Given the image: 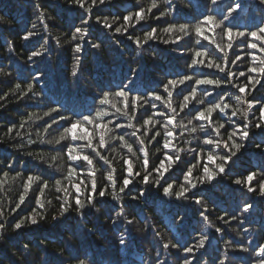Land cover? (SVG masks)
<instances>
[{"label": "trees", "instance_id": "trees-1", "mask_svg": "<svg viewBox=\"0 0 264 264\" xmlns=\"http://www.w3.org/2000/svg\"><path fill=\"white\" fill-rule=\"evenodd\" d=\"M91 0H88L90 4ZM179 11L175 13L177 23L191 21L195 25L196 17L204 14H211L215 17L222 18V14L227 12L229 6L240 4L241 8L230 17V27L233 31L240 30L247 32L256 25L264 23V4L260 0H221L218 5H210L208 0H174ZM148 0H108L103 5L98 4L92 8L89 15L75 5L70 6L68 0H0V68H3L4 74H0V95L9 92L12 86L23 78L31 79L29 73L33 76L42 74L41 78L33 81L35 91L38 95L32 99H17L14 95L9 94L4 100L0 101V167L9 161H15L13 173L21 172L22 177H16L14 174L7 177L0 176V212L4 213V219L9 223H14L17 219L27 215L33 208L37 207L36 195L39 189L36 188V181H33L35 191H30L25 203L21 205L16 212L9 214V210L15 207L19 195L23 192V180L27 178L30 172H42L45 177L51 176V170L47 169L46 164L39 161L43 158L51 163V156L56 155L55 162L56 177L59 178L67 171V156L63 153L49 152L51 147L46 143L47 140H55L59 137V132L52 129L48 133L44 132L43 125L45 121L51 123V117H44L37 120V116H42L47 110L46 105L65 109L72 108L79 111H91L95 114L101 106L96 102V97L101 88H115L120 81L130 73V69L141 66L137 85L140 90L159 89L161 82L166 83L167 78H173L176 74H183L187 71V63L194 57L196 51H210L219 56L216 51V44L224 47L228 43L221 29L213 30L209 27L206 35L214 43L209 44L208 40H202L201 45L195 43L197 37L194 35L185 37L176 44H163L158 41H149L145 46L146 51L142 56L137 55L135 45L124 36L113 37L112 30L102 29L95 23L96 17H108V22L112 23L114 17H120L114 26L123 24L122 16L134 11L136 7H146ZM160 10L163 11L167 5V0H159ZM37 5L43 9L44 17L38 19L39 12ZM158 14V13H157ZM89 16V25H83L82 19ZM44 19V23H41ZM172 15L162 18L160 21L150 20L148 24L153 27L157 25L160 28L165 26L164 21H171ZM132 23H135L133 20ZM35 24V28L33 25ZM148 24H137L135 28H129V33L139 36L143 39V30L148 28ZM75 27H86L89 30V37L92 43L102 42L101 49L97 51L91 48L90 44L85 41L77 40L83 46L80 53L73 51V42L68 38ZM37 33L36 36L30 37L25 41L22 36L28 32ZM182 35L178 30L171 35L160 33L164 39H174L175 36ZM87 39V38H86ZM59 40V42H58ZM119 40L120 47L116 46L115 41ZM233 41L236 37L233 36ZM11 44V49L9 48ZM259 43V42H257ZM38 50L43 53L41 57L34 58V61H28V55L31 51ZM232 56L230 50L225 48ZM236 53L243 57V62L238 61L237 65H229L232 71L247 69L254 60L259 62V58L264 56L256 49H247L246 47L236 48ZM203 59V57H201ZM79 60L78 76L72 75L73 68ZM198 70V75H199ZM203 72L213 70L202 69ZM219 76V73H214ZM249 75H258L251 74ZM244 78L239 77L237 83ZM184 87V86H181ZM255 98L264 100V88L257 85ZM227 90V89H226ZM13 91H15L13 89ZM180 91V89H176ZM219 91V89H217ZM231 92H236L231 89ZM165 97L167 94H164ZM240 96V93H236ZM214 98V97H213ZM197 99H203L198 92ZM211 99V98H210ZM182 97L172 98V103L179 111V103ZM119 98L110 97V103L117 104V107L124 111V105L119 102ZM233 104L236 103L233 97ZM161 110L168 112L160 101L155 102ZM109 113L106 120L110 119L113 123H131L135 127L142 126V120L137 123V119L131 114L125 116L117 112L116 108L103 106ZM148 107V106H145ZM199 107V105H197ZM246 105L241 106L243 109ZM149 113L154 111L148 108ZM144 109L137 112V117L141 116ZM33 114L32 120H28L24 127L19 125L27 120L29 114ZM65 115H71V112L64 111ZM57 114L53 113L52 117ZM240 115V113H238ZM190 117L184 116L182 123H187ZM162 121L163 117H156ZM179 120L180 118L177 117ZM193 124L199 126L201 122L193 121ZM16 125L12 136H9L7 129L9 126ZM56 126L53 125V128ZM76 129L75 134L81 136L84 132L91 131V126L85 124ZM133 128L115 129V132L125 133V138L131 143L135 137L131 136ZM170 128L173 126H169ZM189 127H192L190 125ZM112 128V124H109ZM163 133L164 129H160ZM177 132L181 129L177 128ZM253 131H257L253 129ZM16 132L20 136L15 135ZM50 133V134H49ZM138 136L144 137L141 133ZM204 133L198 132L192 134L188 131L174 141L177 147L182 149H191L196 146L198 138H202ZM109 143H112L109 137H106ZM163 139V137H160ZM264 137L255 136L248 143L247 149L242 150L239 160L232 165V171L228 175L219 179V182L210 191L204 193L207 199L204 206L207 207L209 220L205 222L200 216L203 207L196 205L194 199L180 200L169 199L164 197L155 189L147 188L145 185L134 182L129 187L133 188L130 195L118 193V188L113 190L109 188L106 196L107 203L98 204V211L95 209L88 210L89 214L85 220L76 215L75 211L62 219V222L52 220L53 215L58 214V202L55 197V185L49 183V188L45 189L41 196V203L44 204L43 211L46 216L45 220H39L38 225H28L27 223L19 231H13L10 227L0 232V264H42L43 261L49 264H60L61 261H68V264H74L68 259V253L73 256L80 255L82 259L91 264H154L159 259L167 261V264H181L180 258L184 255L182 247L186 244L195 243L202 235L207 236L206 250L201 249L197 252V259L194 264H219L220 260L224 264H252L254 254L251 249L256 248L258 244H264V199L257 195L248 194L244 188L233 183L236 178H241L236 174L247 170L258 171L264 167V154L256 147ZM98 140V136H97ZM29 141H35L30 143ZM65 143L72 144L77 154L87 155L90 149L87 147V140L72 142L70 139ZM119 142H117L118 144ZM59 147V146H57ZM138 147V145H134ZM161 147V145H157ZM151 163H159L155 159L161 155L156 148L149 146ZM31 151L32 156L27 152ZM126 153V149L117 147L114 151H105L104 154L113 161L115 165V174H123V163L121 155ZM94 155V153H93ZM182 162L173 165L174 171L168 176L169 182L172 180L182 179V173L187 170L190 164H195L193 154L184 151L180 153ZM135 160V158H133ZM84 164L81 169L80 165ZM103 162L101 161L100 164ZM77 173L83 172L87 178L88 166L85 162L76 163ZM103 167H107L104 165ZM137 170L143 171V165L139 160H135L133 165ZM96 181L99 185H105L107 181L104 178L103 169L94 161L92 170H97ZM166 175H168L166 173ZM74 182H79L78 178H73ZM139 178H137L138 180ZM64 184L68 185L69 181L65 180ZM207 187V186H205ZM137 189H144L146 194L139 200H132L131 195H136ZM116 191L120 196L119 200L112 199V193ZM127 191V190H126ZM74 195V193H73ZM97 199H100L97 197ZM51 201V203H49ZM245 202L254 204L249 213L241 214L239 209ZM117 212H123L128 218L134 219L133 225L129 226L124 223L125 216H117ZM228 214V219L232 215L237 217L231 220L230 224L225 225L218 217ZM243 221V223H241ZM211 225V226H210ZM216 227L224 228L223 234L216 233ZM131 229L130 231L128 229ZM248 228L247 232L243 229ZM91 229V231H89ZM158 232L159 237L154 236ZM124 241L122 244L121 241ZM172 241L178 243L181 248L163 250L160 247L162 242ZM28 245L25 250L24 245ZM241 246L248 247V252L242 251ZM192 258L191 256L189 257Z\"/></svg>", "mask_w": 264, "mask_h": 264}, {"label": "snow or ice", "instance_id": "snow-or-ice-1", "mask_svg": "<svg viewBox=\"0 0 264 264\" xmlns=\"http://www.w3.org/2000/svg\"><path fill=\"white\" fill-rule=\"evenodd\" d=\"M106 2L108 0H91L89 4L88 0H68L70 6L75 5L89 15L93 7L98 4L103 5ZM220 2L221 0H208V3L213 6L218 5ZM260 3L264 4V0H260ZM36 7L39 12L38 19L44 17L43 9L39 5ZM240 8L241 5L238 3L229 6L227 12L222 14V18L219 19L211 14L196 17L195 25L191 21L176 22L175 13L179 11V8L174 3V0H167V5L163 11L160 10L159 0H148L146 7L138 6L134 11L123 15L122 20L124 23L119 26L114 25L121 19L120 17H114L113 22L109 23L108 17L101 18L97 16L95 23L102 29L112 30L113 37L127 34V39L135 45L138 56H142L143 52L146 51L145 46L148 45L149 41H158L165 45L176 44L186 36L191 38L193 33L197 37L195 41L197 45H201L202 40H208L209 44H212L214 41L210 40L206 35V30L209 27L213 30L221 29L228 39V43L224 47L216 44V51L220 53L219 56L207 50L203 52L196 51L194 57L187 63L189 71L183 74H176L173 78H167L166 83L161 82L158 87L162 90H140L136 83L141 70V66L138 64L137 67L130 69V73L115 88L110 87L107 90L101 88L100 93L96 97V102L101 107L97 109L95 114L91 109L87 112H77L72 108L65 109L64 105H61L59 109L46 105L47 110L43 112L42 116H37L36 119L42 120L44 117H51V123L45 121L42 127L45 133H48L49 129L59 132V137L54 141L51 139L46 141L51 146L48 151L63 153L64 156H67L69 161L66 165L67 171L57 178L55 172L57 156H51V163L41 158L39 162L47 165V169L51 170V176L45 177L42 172H30L27 178L23 180V192L19 195L18 202H16L14 208L9 210V214L16 212L25 203L27 194L30 191H35L36 188L39 189V193L36 195L37 207L33 208L27 215L17 219L14 223H9L4 219V213L0 212V232L8 227L13 231H19L22 230L26 223L28 225H38L39 220L46 219L43 211H38L37 209H44V204L40 202L41 196L45 189L49 188L50 180L54 183L55 192L57 193L55 199L58 202V214L52 216V220L56 222H62V219H67L72 211H75L82 221L85 220L89 214L86 209L98 211V204L107 203L105 198L108 195L109 188L113 190L118 188V193L127 196L132 193L133 188L129 186L133 185L134 187V182L143 184L147 188L155 189L169 199L177 201L194 199L196 205L203 207V211L199 214L207 222L209 220L208 215H206L208 209L204 206L207 196L204 193L210 191V188L214 187L219 182V179H222L232 171V165L239 160L242 150L247 149V145L253 137H264V100L255 98V91L258 90L257 85L264 88V56L259 58L258 63L254 60L246 71L239 68H237V71H232L229 67V65H237L238 61L243 62V57L236 53V48L243 49L246 47L247 49H256L260 53H264V23L256 25L253 29H248L247 32L237 30L234 33L233 28L229 26L231 23L230 17ZM169 15H172L173 19L171 21L165 20L163 28L158 25L153 27L148 24L150 20L160 21ZM0 19L3 18L0 17ZM133 20L135 23H132ZM141 22L148 24V28L143 30V39L139 36L134 37L132 33H129V28H135ZM41 23H44V19H41ZM89 23V16H85L82 19V24L89 25ZM33 28H35V24ZM177 30L182 35H177L174 39H164L160 36L161 32L171 35ZM36 35L37 33L28 31L22 36V39L27 41L30 37ZM233 36L236 37L238 42L233 41ZM68 39L73 42V51L75 53H80L83 50V46L80 43H76L77 40L85 41L97 51L101 49L102 42L92 43L89 37V30L86 27H75ZM115 43L117 47H120L119 40H116ZM9 48L11 49L10 43ZM225 48L231 51L235 59L229 56V52L225 51ZM42 55V52L33 50L28 55V61H34V58ZM79 64L80 62L77 60L76 66L72 71L74 77L78 76ZM205 68L213 71L203 72L202 69ZM198 70H200L199 75ZM214 73H219L220 75L216 76ZM249 73L258 75H249ZM0 74H4L3 68H0ZM41 75L33 76L29 73L31 79L23 78L15 83L9 89V92L0 95V101L4 100L9 94L20 100L25 98L32 99V97L38 95L33 81L40 79ZM239 77L244 79L237 83ZM178 88L180 91L177 92L176 89ZM231 89H235L236 92L229 94ZM198 92L203 99H197ZM237 92L241 95L237 96ZM165 93L167 94L166 97ZM174 93L176 96L182 97L179 103V111L172 103ZM112 96L119 98L118 103H123V112L117 107V104L110 103V97ZM233 97L236 100L235 104L231 102ZM156 101H160L164 108L169 111L165 112L158 108ZM243 105H246V107L242 109L241 106ZM103 106L116 108V111L121 112V115L127 116L131 114L137 119L138 124L142 120V126L135 127L131 123H113L110 119L106 120L105 117L109 113ZM141 108L144 109V112L137 117L136 114ZM148 108L154 111L149 113ZM65 110L71 112V115L63 114ZM53 113L57 115L52 117ZM184 116L190 117L186 124L181 122ZM32 117L33 114L30 113L27 120L23 121L19 127H24L28 120H32ZM156 117H163V120H157ZM177 117L180 119L178 120ZM193 121L201 122L199 129L193 124ZM85 124L91 126L92 130L77 136L75 134L76 129L81 127L83 132L82 126ZM109 124H112V128H109ZM53 125L56 127L53 128ZM170 125L173 127L170 128ZM190 125L192 127H189ZM16 127V125L8 127L7 133L9 136H12ZM133 127H135V130L131 132V136L136 139L131 143L125 138V133L115 132V129L123 130ZM161 128L164 129L163 133L160 131ZM177 128L181 129V131L177 132ZM253 129L257 131L254 132ZM198 130L204 135L202 138H198L195 147L185 150L177 147V144L174 143V141L184 135L185 131L196 134ZM137 133H141L144 139L138 136ZM15 135L19 137L20 133L16 132ZM106 137H109L112 143H109ZM160 137H163V139H160ZM69 139L72 142L87 140V147L91 150L90 153L74 156L72 153L75 148L72 144L65 143ZM29 142L35 143V141ZM117 142L119 143L117 144ZM134 145H138V147H134ZM157 145H161V147H157ZM149 146L156 148V151L162 154L163 158H161V155L155 157L159 163H151ZM117 147L126 149V153L121 155L124 166L121 176L115 174L113 161L104 154L105 151H114ZM256 147L264 154V139L256 143ZM184 151L192 153L196 163L189 165L187 170L182 173V179L169 182L168 176L174 171L173 165L182 162L180 153ZM27 155L32 156V152H27ZM133 158L141 162L143 171L133 167L135 163ZM94 161L103 169L104 178L107 181L105 185H99L96 181L99 169L92 170ZM101 161L103 162L102 164H100ZM77 162H85L87 164L89 169L87 178L84 177L83 172L77 173L75 166ZM104 165H107V167H103ZM14 167L15 161H7L3 167H0V176L7 177L14 174L16 177H22L23 173L21 172L13 173ZM80 167L83 169L84 164L82 163ZM236 175L243 177V179H234L233 183L235 185L244 188L248 194H254L264 199V167H261L258 171L249 169L246 175L243 172ZM73 178H78L79 182H74ZM137 178L139 179L137 180ZM65 180L69 181L68 185L64 184ZM33 181L37 182L36 188L33 187ZM136 191L138 194L131 195V199L134 201L143 198L146 194L144 189H137ZM118 193L113 191L112 199L114 201L120 199ZM97 197L100 199H97ZM253 207V203L245 202L239 211L241 214L249 213ZM122 215L125 216L124 223L126 225L131 226L134 224V219L128 218L123 212H117L118 217ZM37 216H39V220ZM226 216H228L227 213L218 217L225 225L230 224L231 220L237 219L235 215L228 219L225 218ZM128 230L130 231L131 229L129 228ZM248 230V228L243 229L244 232ZM215 231L223 234L225 229L216 227ZM159 235L158 232H154V236L159 237ZM207 240L208 237L202 235L195 243L184 245L182 247L184 255L180 258L181 264H194L197 259V252L201 249L206 250ZM121 243L123 244L124 241L122 240ZM160 247L167 251L181 248L178 243L172 241L162 242ZM24 248L27 250L28 245L25 244ZM241 250L248 252L250 249L241 246ZM251 252L254 254L252 264H264V244H258L256 248L251 249ZM190 256L192 257L191 259L189 258ZM68 259L73 261L74 264H86V260L82 259L79 254L73 256L69 252ZM42 264H49V262L43 261ZM60 264H68V261H61ZM87 264H91V262H87ZM154 264H167V261L157 259ZM219 264H224V261L220 260Z\"/></svg>", "mask_w": 264, "mask_h": 264}]
</instances>
